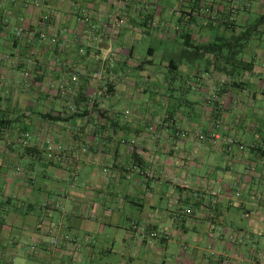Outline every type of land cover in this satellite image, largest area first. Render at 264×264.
<instances>
[{
  "label": "crops",
  "instance_id": "1",
  "mask_svg": "<svg viewBox=\"0 0 264 264\" xmlns=\"http://www.w3.org/2000/svg\"><path fill=\"white\" fill-rule=\"evenodd\" d=\"M0 80L6 264H264V0H0Z\"/></svg>",
  "mask_w": 264,
  "mask_h": 264
},
{
  "label": "built area",
  "instance_id": "2",
  "mask_svg": "<svg viewBox=\"0 0 264 264\" xmlns=\"http://www.w3.org/2000/svg\"><path fill=\"white\" fill-rule=\"evenodd\" d=\"M44 20H45V23L48 25L51 22V20H53L52 15L50 13H48L47 15H45ZM84 23L87 26V28H90L88 33L96 34L95 30H98V28L96 26H94V24H93L94 22H93L92 19L86 18L84 20ZM126 23H127L126 16H124L120 11H117L110 17L109 26H106V27L101 28V29H103L104 32H107L110 29L112 31H114V32L115 31H120V30H122L125 27ZM98 31H100V30H98ZM15 34H16V36L18 38L25 37L26 35H33L32 33L28 32L24 28H20V27L16 28ZM58 38H59V34L56 33V32L53 33V36H50L48 34L47 30L40 34V39L41 40L49 41L51 44H56L57 41H58ZM28 75H29V73L25 72V76H28ZM95 78L97 80L101 81L102 84L100 86L101 89L98 90L96 93L92 94V96H90V100L92 102H94L96 100L97 96H100L103 93H108L109 92L111 85H113V79H114V77L108 78L107 72H106L105 69H102V70L98 71L95 74ZM72 82H76V83L78 82V77L76 75L72 77ZM4 85H5L4 81L0 80V88L4 87ZM67 87H68L67 83L61 84V86H60L61 92L65 93ZM190 133L191 132L189 130H179L177 132V136H179L180 138L184 139V138H187L190 135ZM27 136H29V135H27ZM212 137H214V138H211V140L213 141V144H217V140H221L219 138V136H217V135H213ZM199 138H200V140L204 141V140H206L208 138V136L199 135ZM222 141L224 143H226L227 145H230V146L239 144L237 140L231 139V138H224V139H222ZM50 151L51 152H56V151L61 152V148H58L57 150L54 149V148H50ZM51 156H52V154H50V157ZM245 217H249V214L245 213ZM57 243H58V239L57 238H53L52 244H57Z\"/></svg>",
  "mask_w": 264,
  "mask_h": 264
},
{
  "label": "rangeland",
  "instance_id": "3",
  "mask_svg": "<svg viewBox=\"0 0 264 264\" xmlns=\"http://www.w3.org/2000/svg\"><path fill=\"white\" fill-rule=\"evenodd\" d=\"M147 31H149V30H146V32ZM139 43H140V46L145 50V54H146V52H147L146 50L148 49L149 46L156 45V44L152 43V40L149 39V38L146 39L144 42H139ZM200 64L205 66L206 63L204 61H202ZM172 74H174V72H166L165 73V75L169 78L170 82H175L177 84H179V83L181 84L183 82V80H180V78H181V76H179V75H181L180 73L176 74V75H178V78H179V79L176 78V80H173V78L176 77V76H173ZM187 92H189V91H187ZM179 96H180V94H179ZM2 251H3L2 248H0V264H6V260L1 257ZM30 252L31 251H28V250L27 251H23L22 252L23 253L22 254V256H23L22 258L23 259L16 260V262L14 264H47L46 262L40 261L38 259H32L30 257V255H29ZM102 258H103V255H102ZM97 264H99V263H97ZM102 264H104V262ZM139 264H142V263H139Z\"/></svg>",
  "mask_w": 264,
  "mask_h": 264
},
{
  "label": "trees",
  "instance_id": "4",
  "mask_svg": "<svg viewBox=\"0 0 264 264\" xmlns=\"http://www.w3.org/2000/svg\"><path fill=\"white\" fill-rule=\"evenodd\" d=\"M234 45L235 44H229V43H224L223 44V43H220V44H212L210 46H197V47H195V50L193 52L196 53V54H206L207 52H212V53L216 54V56H218V54H222L223 53V50L226 47L232 48ZM247 45L248 44L245 43V44H242L241 46L244 48ZM236 54H238V53H236ZM110 89H111V87H110ZM57 119H59V118H53V120H57ZM12 123L13 122L5 120L4 117L0 115V131H4V129L5 130L11 129Z\"/></svg>",
  "mask_w": 264,
  "mask_h": 264
}]
</instances>
